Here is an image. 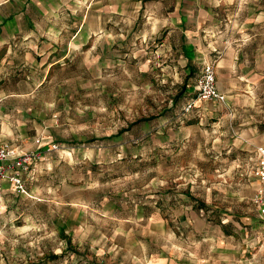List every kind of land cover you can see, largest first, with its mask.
Here are the masks:
<instances>
[{
	"label": "rangeland",
	"instance_id": "1",
	"mask_svg": "<svg viewBox=\"0 0 264 264\" xmlns=\"http://www.w3.org/2000/svg\"><path fill=\"white\" fill-rule=\"evenodd\" d=\"M141 1L136 17L129 0L128 28L112 25L110 42L39 92L40 105L56 98L40 107L51 112L40 134L59 149L25 176L35 200L0 212V264L264 263L252 201L254 151L264 143V28L236 66V97L200 102V50L219 36L242 41L252 10L236 0ZM241 73L255 78L248 88Z\"/></svg>",
	"mask_w": 264,
	"mask_h": 264
},
{
	"label": "crops",
	"instance_id": "2",
	"mask_svg": "<svg viewBox=\"0 0 264 264\" xmlns=\"http://www.w3.org/2000/svg\"><path fill=\"white\" fill-rule=\"evenodd\" d=\"M236 1L248 4L252 10L242 25L243 32L247 31L248 35L237 43L225 37L220 42L219 36L207 53L200 50L201 65L212 63L216 66V85L226 99L236 97V66L246 57V50L255 43L257 28H264V0ZM141 2L135 0L133 16H139ZM118 3L121 5L118 6ZM129 17V0H0V143H8L18 152L49 145V138H42L40 132L47 129L42 116L51 112L46 114L40 111V107H51L56 98H53V103L40 105L36 101L39 92L57 85V75L74 67L76 59L84 51L94 49L98 41L104 39L110 42L106 37L111 35L112 25L128 28ZM91 19L99 20V26L91 25ZM181 37L187 38L186 31ZM180 48L188 57L187 44H181ZM86 55L88 57V53ZM248 67L245 65L242 69L247 72ZM192 71L195 69L192 68ZM239 79H244L248 88L249 81L255 78L250 79L241 73ZM52 114L55 116V113ZM259 146H264V143ZM36 168L37 163L33 164L31 174ZM257 187L258 180L255 191ZM27 191L29 196L17 194L8 182H4L0 192V212L15 209L17 198L35 200L34 193L28 188ZM165 260L160 258L157 261L160 264H185L175 258L163 262Z\"/></svg>",
	"mask_w": 264,
	"mask_h": 264
},
{
	"label": "built area",
	"instance_id": "3",
	"mask_svg": "<svg viewBox=\"0 0 264 264\" xmlns=\"http://www.w3.org/2000/svg\"><path fill=\"white\" fill-rule=\"evenodd\" d=\"M194 92L196 100L225 102L226 96L216 85V74L214 65L206 63L195 81ZM193 103L184 107L189 111ZM59 149L56 144L41 146L35 150L18 152L8 143H0V192L3 191V183L8 182L14 192L29 196L25 184V176L31 174L33 164L37 163L43 154L54 152ZM257 163L254 175L258 180V187L255 191L253 202L257 207L260 220L264 223V146L256 148Z\"/></svg>",
	"mask_w": 264,
	"mask_h": 264
},
{
	"label": "trees",
	"instance_id": "4",
	"mask_svg": "<svg viewBox=\"0 0 264 264\" xmlns=\"http://www.w3.org/2000/svg\"><path fill=\"white\" fill-rule=\"evenodd\" d=\"M57 256H53L52 258L54 259V258H56Z\"/></svg>",
	"mask_w": 264,
	"mask_h": 264
}]
</instances>
